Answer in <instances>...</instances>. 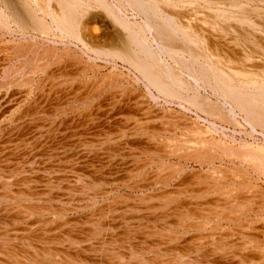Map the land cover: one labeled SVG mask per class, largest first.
Listing matches in <instances>:
<instances>
[{
    "label": "bare ground",
    "instance_id": "obj_1",
    "mask_svg": "<svg viewBox=\"0 0 264 264\" xmlns=\"http://www.w3.org/2000/svg\"><path fill=\"white\" fill-rule=\"evenodd\" d=\"M254 1L264 2V0H240L238 2L236 0H0V28H7L8 26L11 27V25H9V22L11 19L12 21H14L13 23L17 24V26H18L17 29L19 28L20 31H27V30L29 31V29H30L34 32L36 31V32H40L41 34H46L47 37L50 35L53 36L54 33L60 34L63 37H68L69 40L76 41V42L81 43L83 45V49H84L83 51L85 52V54L86 55L89 54L91 56L90 60H91V58L95 59L92 57V54H91V53H95V55L97 57H100L101 59L105 58V59L115 60V61L121 60V61H124L127 64H129V67L130 66L133 67L135 69L137 75H138V76H135V79L145 86L147 93L149 94V96H151V98L153 96H156V95H154V93H152V91L155 90L157 92V95H159V96H165L166 98L171 99V100L172 99H178V98L180 101L185 100L187 102V104L188 103L190 104L191 107L195 106L197 109H199L203 113L207 114V117H210L212 119L213 123H215L214 124L215 126L219 122H226V124L229 121L233 122L234 121L233 113L237 110L240 113H242L244 115V117H246L247 121L251 125L256 127V125H259V126L263 125L264 126V63L255 62L254 60H252V57L257 56L258 58H261L264 60V37L262 36L263 32L262 33H260L261 31L259 32V29L264 31L263 30L264 24H261V23L257 22L255 19H252V18H249L248 16H246L247 12L250 11L249 9H250L251 3ZM125 3L132 5L134 7L133 9H135L136 12H139L140 14L145 16L146 21L143 25L137 24L138 22L137 23L129 22L127 19H125L121 16V14H120L121 9L119 7L123 8V5ZM218 5H219V7H218ZM221 5H223V6L220 7ZM252 9H254V8H252ZM252 12H255V11H252ZM256 12H260V11H256ZM234 13H240L242 15V17L237 18L234 15ZM102 15H105L108 19H111V21L116 23L121 28V30L119 29V31H118L114 28L112 30V32L109 31L108 33H102L101 30H103L105 27H107L106 21L101 17ZM99 16L101 19H98ZM262 23H264V22H262ZM111 24H113V23H111ZM260 27H262V28H260ZM0 30H2V29H0ZM147 33H152L155 36L152 38L153 40L151 39V37L149 39V37L147 36ZM63 37L60 39H62V40L65 39ZM29 43L19 44V46H16L15 48H13L14 51L9 56L10 57L13 56V58H17V59L19 58L20 59V57H22L23 52H25V53L30 52L31 53L32 48H33V45H32L33 42L31 45ZM36 43H38V42H36ZM74 44H75V42H74ZM42 45H44V44H42ZM6 46H8V45H6ZM38 46H39V44H38ZM241 46L247 48L250 51L249 52L250 54L244 53L245 51H244V49H242ZM35 47H37V46H35ZM44 47H45V45H44ZM38 48L43 49L41 47H38ZM48 48H47V50H46V48H44L45 51L43 50L44 51L43 54H40L41 51L38 54L36 52L37 49L34 50L35 52H33V53L35 56L34 55L33 56L35 58H37L41 63L37 64L34 62L35 65L31 66L30 70L28 69L29 72H27V73L31 74V79H34L35 77H42V75L47 73L46 67L50 65V59H51L50 57L54 53L57 52V48H54V47H50L49 49ZM3 49H4V47H3ZM72 51H73V49H72ZM44 55L46 57L45 61L43 59ZM23 56H24V54H23ZM63 57L64 56L62 55L59 58L55 59L54 65H56L57 63H59L62 60L64 61L65 58H63ZM80 57H82V56L80 55ZM100 58H99V61H100ZM28 60L29 59H27V63H28ZM32 61H33V59H32ZM76 61H77V58H76ZM97 61H98V59H97ZM24 63H26V62H24ZM31 64H32V62H31ZM17 66H19V65H17ZM19 68L20 67H18V69ZM22 68H23V66H22ZM22 70L23 69H21V72H22ZM84 71L85 72L87 71L86 67H85V69H83V71H81L79 74H77L78 77H80L81 75L84 76V74H85ZM94 71H95V69H94ZM82 72H84V73L81 74ZM88 72H92L91 74H93V78L90 79L89 81L94 80L96 77V73H94L92 71V69H91V71L89 70ZM58 73H59V71H58ZM115 74H117V72H115ZM17 75H20V74H17ZM124 75H126V74H124ZM185 75H187V77H188V75L190 77H192V79H193L192 82L195 81L197 83L200 81H207L209 84L212 85V87L218 89V91L221 94L228 96L229 106L231 107V110H228L222 106H218L217 103L216 104L213 103L214 101L211 102L206 98L200 97V95H198V94H195L193 96L190 95V97L188 96V97L183 99L182 98V95H183L182 92L184 90H187V88L189 87L188 84L186 83L187 80H186ZM71 78H74V77L71 76ZM84 78H86V77H84ZM190 80H191V78H190ZM115 82H117V81H115ZM195 82H194V84H195ZM32 83H33L32 80H27L25 82V85H30L32 87V86H34L35 82L33 84ZM109 83H110V80H109ZM19 84H17V85H19ZM44 84L45 83L42 81L39 83L38 86L36 85L37 87L35 86L36 88L32 87L30 90V96H32V94L35 93L36 91L37 92H39V91L43 92L44 87H45ZM86 84H87V82H86ZM103 85H104V81L101 83L98 81L94 84L93 88H95L96 91L97 90L101 91L103 88ZM190 88H193V87H190ZM77 90H79V89H77ZM141 92H143V91H141ZM135 96L139 97L141 95L136 94ZM135 96H133V97H135ZM86 97H87V95H86ZM91 97H89V98H91ZM56 98H58V97H56ZM75 98H76V96H75ZM115 98H116V96H115ZM153 98H156V97H153ZM48 100H51V99H48ZM135 100H137V99H135ZM97 102H99V101H97ZM25 103H28V101ZM114 103L115 102H113V105H114ZM137 103H139V102H137ZM226 103H227V101H226ZM128 107H129V105H128ZM131 108H133V107H131ZM131 108L129 107V109H131ZM197 109H196V111H197ZM125 111L127 112L126 109H125ZM35 113H37V112H35ZM141 115H139V113H133V114L128 113L125 117L124 124L126 126H130V127H138V126H142V125L144 126L145 122H143V118L145 117L144 116L145 114H141ZM181 115L182 114L179 115V118H181L180 117ZM173 118H175V117H173ZM183 118L185 119L184 116L182 117V119ZM162 120H165V118L163 117ZM190 120H191V118H190ZM68 122H70V121H68ZM84 123H85V121H84ZM178 123H180V122H178ZM171 124H172V122H171ZM173 124H174V121H173ZM121 126H123V125H121ZM177 126H178V129H182V128H180V127H182V125L180 127H179V125H177ZM237 126H239V125H237ZM173 127H175V126H173ZM189 127H190V125H189ZM144 128H142V129H144ZM163 128H165L166 130ZM163 128H161V129H163V132H165V134L166 133L171 134L173 132H176L175 129L173 130L170 127L167 128V127L163 126ZM190 128H192V127H190ZM217 128L214 130H217ZM156 130L157 129L155 127L148 128V129H146L145 135H149L151 132H152L151 133V135H152L156 132ZM189 131L190 130H187L185 132L189 133L188 135H191L190 134L191 132H189ZM210 132L211 131L208 128L199 127L194 131V133H192L195 135L194 139L182 140V139H177V138H173V137L172 138L168 137L165 139V142L160 141L162 143H158V144H156V146L155 145L153 146V144H152V141L154 140V135H155L154 134L153 136H150L149 138H147V140L145 141L146 143H144L145 147L143 149L144 154L142 157H144V155L147 154V155H150L154 159V161L147 162L145 165H143L141 168H139V170H137L139 173H141L142 171H146V170H152L150 172L153 173V175H152L153 177L151 179L149 178L150 181L145 182V184L143 185L144 188L146 187V189L148 190L149 188L154 189V188H158V187H162V186L168 187L171 183L175 182L176 180H180L181 181L180 185L184 184L185 189H187L188 193H186V191H185V193L187 195L190 194V196H191L194 192L197 193L196 194L197 198L190 199L189 202H187L188 200L180 202V204H182V203L185 204V207H184V205H179V199L184 195L183 193L170 194V192L169 193L168 192H166V193L160 192L161 193L160 197L155 196L157 202L159 201V203L161 204V205H158L159 207H156V208L157 209L163 208V210H165V214H166V215L159 216L160 220L167 222V224L165 223L166 226L162 227V230L156 229L153 233L154 236L162 235L161 234L162 231L167 229L168 226H171L174 230H173V232H171V233H173L172 235L165 234L166 237L168 236V238H167L168 242L167 243H171V242L173 243L174 241H176L177 237L181 240L184 237L185 238L188 237V235H190L192 233H196V234H195V236L193 234V236H194L193 238L186 239L184 241V243H182V241H181L178 243L179 245L177 244L178 246L173 247L172 252L175 251V255L182 256L184 263L180 262L176 258H169L168 259L166 257L165 258L160 257L161 258V260H160V258L157 257V259L151 260L150 261L151 263L149 262L148 264H194V263L195 264H264V224L261 227H256L254 225V223L256 221L261 219V218L258 219L259 216L264 217V205L259 209L251 210L249 215H255L257 220H249L248 219L245 224H242V226H239V230L235 234L233 233L234 231L232 230V228L228 229V230L222 228L224 226L223 223H225V225L229 226L234 222V220L240 219L242 215L240 216V218L237 219L236 213L239 210H245V208L247 206L251 205L250 204L251 202L256 201L255 197L257 195L255 196V192H254V189H256V186H255L256 184L253 187H248L247 185L246 186H244V185L238 186V185H236V182H235V184H233V185H226L225 186L224 185L225 180H223V179L227 178L229 174L227 173V170L223 168L222 165L217 164V161L221 160L224 157L227 158V157L231 156L230 158H232L233 156L236 157L239 155L241 157L240 159H242L241 162L246 163L247 165H250V167L253 166L258 171L257 173H259V174L261 173V175H264V145L263 146H254V147L252 146V147H250V146L244 144L243 145L244 147L242 148V150H238V149H240L239 148L240 146L236 148L235 146L228 144L229 142L226 143V142H222L221 140L215 141L214 139L209 138ZM112 135H113V133H111V134L109 133L107 136L110 137ZM248 136H250V135H248ZM18 137H20V136H18ZM114 137H116V135ZM162 138H163V135H162ZM114 139L115 138H113V136H112L108 140L114 141ZM11 142L13 144L11 143V145L8 147V150L9 149L13 150L15 148H18L19 144H17V142L16 143L13 141H11ZM126 142H128V141H126ZM41 149H43V148H41ZM37 150L38 149H36V151ZM30 153H32V150L30 151ZM9 154H11L10 151H9ZM26 155H27V152H26ZM33 155H35V154L33 153ZM6 158L7 159L6 160L3 159V161L8 163L7 165H10V164L12 165L14 163V162L13 163L11 162V161H14L13 159L10 158V160H9L8 156H6ZM147 159H148V157H147ZM236 159H237V157H236ZM93 160H94V158H93ZM231 161H232V159H231ZM42 162H43V160H42ZM156 162H158L157 165H156ZM18 163H19V161H18ZM191 163L199 164V165L203 166L204 168H206L207 174L205 176H202V174H199V176H194L193 180H189V181L186 179L183 180L184 179L183 175L186 173L185 171L187 169V165H189ZM239 163H240V161H239ZM21 164H23V163H21ZM41 164H44V163H41ZM47 165H49V164H47ZM4 166H5V164H4ZM53 166H56V165H53ZM23 167H24L23 165H20L15 169L13 168L14 171H12V172H14V175L11 177H8L7 180L3 179L2 178L3 176L0 177V190L2 189V191H3V195H1V196L4 199H6L8 201L11 200L12 203H13V201L14 202L15 201H17V202L18 201H21V202H24V201H32L33 202V201H35L37 203L36 206L30 205L31 208L30 207H27V208L23 207L24 210L20 209L22 207L18 204L19 210L21 212H19V214L17 213V217H15V218H13L14 215L12 216L11 220H14L13 225L21 224V222H23L25 219L27 220V219L32 218V217H38L39 219L37 221L43 219L44 217H50V216H57L59 219L62 218V216L64 214V212L62 211L63 209L56 208L57 206H55V207L41 206V204H39L43 200H47L48 202L49 201L52 202V200L56 199V197L49 196L47 199L42 197L44 195H41L38 197L37 195H34L37 193H35V191L33 189H27L28 187L29 188L31 187L32 183H38L37 181L32 180V177H30V176H32V174L29 175L28 178L21 180L20 185H19V187H22L21 190H19L18 192H15L14 190H12V187H14V182L11 178H18V176L21 175V172H24ZM40 167H41V165H40ZM79 167H80V165H79ZM135 168H137V167H135ZM48 169H51V168H48ZM222 169L224 171H222ZM62 172L64 173V171H62ZM197 172H199V171H197ZM35 173H38V172H35ZM195 173H196V171H195ZM245 173H247V172H245ZM97 174H95V175H97ZM231 175L235 176V178L233 177L235 180L240 178L236 173H230V176ZM61 178L58 177L59 180L57 182L61 183L62 182ZM185 178H187V177H185ZM220 178L222 181H220ZM67 179H65V180H67ZM230 179H232V178H230ZM14 180H16L15 182L17 183L18 180L17 179H14ZM63 180H64V178H63ZM1 181H3L4 183ZM45 181H47V179ZM130 181H132V180H130ZM240 181H242V179ZM85 182H83L82 186L79 188V191H81L83 193H86L88 191L87 183H85ZM103 182L101 181L98 185L102 187L105 184ZM79 183H81V182H79ZM50 184H53V181ZM54 184H56V183H54ZM189 185H193V186H189ZM79 186H80V184H79ZM74 187H75V185H74ZM131 187H133V186L131 185ZM193 187H199L200 189L197 190V189H194ZM257 188H260V187L258 186ZM98 189H99V187H98ZM24 190H25V192H23ZM71 190H72V188H71ZM262 190H263V188H262ZM170 191H172V189ZM244 191L248 192L250 198H247L248 200H246L244 202L239 201L238 194L241 192H244ZM256 191H257V189H256ZM97 192H98L97 194H99V196H109L110 194L113 193V191H107L106 188H104V190L99 189V191H97ZM259 192H260V189H259ZM160 193H159V195H160ZM63 194L64 193H62V195ZM193 195H195V194H193ZM55 196H56V194H55ZM243 197H245V196H243ZM198 198H199V201H198ZM257 198H258V196H257ZM71 199L72 198H70V200ZM193 200L198 201V203L195 204V202H193ZM66 201H67V199H66ZM89 203H91V202H89ZM109 203H111V202L109 201ZM115 203H117V202H114V204ZM193 203L195 206H193V209H192L191 207H192ZM151 204H154V203H151ZM170 204L175 205L174 206L175 211H173L172 214H169L173 210V209L170 210L171 209V208H169ZM118 206H117V208H118ZM149 206L151 207V205H149ZM68 207H69V205H68ZM68 207H67V209H68ZM8 208H6V209H8ZM86 208H88V207H86ZM108 208H110V207L108 206ZM168 208L170 211L169 210L166 211ZM111 209H112V207H111ZM9 210H11V209H9ZM71 210H73V209H71ZM133 210L136 211L135 208H133ZM99 213H100V211H99ZM142 214L143 213H141L140 215H142ZM5 216H6V214H5ZM85 217H87V215H85ZM95 217L96 218H94V216H93L94 219L90 221L91 225H93L95 222L99 224L100 221L105 220V218H104L105 214H103V212L100 213L98 217L97 216H95ZM107 218H109V216ZM107 218H106V220H107ZM110 219H112V218H110ZM116 219H118V218H116ZM116 219H114V220H116ZM154 219L156 221L158 218L157 219L154 218ZM170 219H172V220L170 221ZM73 220H75V219H73ZM37 221L31 222L29 224V227H27V228H29L27 230H26V228L23 230H16L17 228L15 227V231L14 230L12 231L13 235H12L11 231H9V230L4 231V232L1 231V233H0V260L6 261V263H4V264H51L52 261L51 262L48 261L51 258H59V259L64 258V260L67 261L66 264H73L74 262H76L78 257H74V256L69 255L70 253L69 254L66 253L67 251H69L68 248L66 250L58 248L59 249L58 250L55 247L47 245V244H52V243H51V241L49 242V236H46L47 234H44L45 228H40L38 225L39 222H37ZM79 221H81V220H78V222ZM63 222H65V224H67L66 220ZM0 223H2V221ZM98 224H94V226H96L95 228H97ZM260 224H262V223H260ZM48 225H49V223H47L46 226H48ZM83 225H85V224H83ZM106 225H107V223H106ZM116 225H117V223H116ZM138 226H140V225H138ZM0 227H1V225H0ZM71 227H73V225ZM151 227H147V228H151ZM49 228H51V227L47 228L48 231L53 232L52 231L53 228L51 231L49 230ZM142 229H144V228H142ZM77 231H78V229H77ZM87 231L85 233H87ZM223 231H227V232H225V235H223V234L221 235V233ZM21 232L23 233L24 237L20 239L19 233H21ZM123 232H124V230H123ZM141 232H144V231H141ZM164 232L165 231H163V234H164ZM205 232H207V233H205ZM95 233H97V230L95 231ZM103 234H105V233H103ZM109 234H110V232H109ZM140 234H142V233H140ZM236 234H240L241 240L238 239V241H237L235 239L236 242L234 243V242H232L233 240L230 238L237 237ZM74 235H76V234H74ZM79 235H81V234H79ZM149 235L150 234H148L147 236H149ZM140 237H141V235H140ZM75 238L76 237H74V239ZM66 239H67V242L70 243L69 247L73 246V244L75 245L78 243L77 240H73V239H71V237L67 236ZM138 239H140V238H138ZM19 240L23 241L25 248H30V252L26 249L22 253H21V251L18 252L19 249H18V247L17 248L15 247V244H16L15 241H19ZM52 240H54V239H52ZM100 240H101V238H100ZM111 240L112 239H110L106 244L111 245ZM116 240H117V238H116ZM230 240H232V241H230ZM79 241H80V238H79ZM84 241H85V239H84ZM125 241L126 240L123 241V245L125 244ZM128 242L130 243V241H128ZM154 242L157 243V241H154ZM139 243H140V241H139ZM180 243H182V244H180ZM28 244L30 246H28ZM55 244L61 245L60 242L55 243ZM150 245H152V244H150ZM172 245L173 244H171L170 246H172ZM210 245L213 247L212 249H214V252L213 251L212 252L210 251V252L213 253V255H216L218 257L215 258L211 255H207L206 253H204V252H206V248ZM83 246H86V245H83ZM62 247L64 248V246H62ZM121 247L122 246H120V248ZM154 247H156V248L154 249ZM161 248H162V246H161ZM170 248H172V247H170ZM170 248L168 250L169 252H170ZM157 249H158V244L155 246L154 245L147 246L146 250L148 252H153L154 250H157ZM60 250H64V251H60ZM190 250L196 251V252H202V254H201L202 260L201 261L197 260V262H196V260H192V262H191V259H190L191 255L188 254V253H190ZM231 250H233V251H231ZM87 251H88V249H87ZM108 251L110 253L114 252V251H111L110 249ZM240 251L241 252L243 251L244 253L252 252V255L248 256L245 254L242 255V253L238 254V252H240ZM163 252H164V250H163ZM65 254H67L66 256H68L69 259H65ZM122 255L123 254L119 255L118 253H116V256L114 258L116 259V261H117V258H119V260L122 261L123 260ZM126 255L128 257V254H126ZM82 256H83V254H82ZM106 256H108V255H106ZM3 258H5V259H3ZM195 259H197V258H195ZM88 260H90V259H88ZM158 260H159V262H158ZM124 262H119V264H125ZM62 263H64V262L62 261ZM0 264H1V262H0ZM111 264H112V262H111ZM131 264H133V263H131Z\"/></svg>",
    "mask_w": 264,
    "mask_h": 264
},
{
    "label": "rangeland",
    "instance_id": "obj_2",
    "mask_svg": "<svg viewBox=\"0 0 264 264\" xmlns=\"http://www.w3.org/2000/svg\"><path fill=\"white\" fill-rule=\"evenodd\" d=\"M236 1L238 2L240 0H236ZM127 4L128 3H125L123 5V8L119 7L121 9V11H120L121 16L123 18L127 19L129 22H132V23L138 22L137 24L143 25L146 21L145 16H143L139 12H136V10L133 9L134 7L132 5H130V4L127 5ZM222 6L223 5H221L220 7H222ZM218 7H219V5H218ZM252 8H254V9H252ZM249 10L250 11L247 12L246 16H248L249 18L255 19L257 22H259L261 24H264V23H262V22H264V2H260V1L259 2L258 1L252 2ZM252 11H255V12H252ZM256 11H260V12H256ZM234 15L237 18L242 17V15L240 13H234ZM101 17L107 23V25H106L107 27H105L104 29L102 28L103 29V30H101L102 33H108L109 31L112 32V30L114 28L118 31H119V29L121 30V28L116 23L111 21V19H108L105 15H102ZM98 19H101L100 16L98 17ZM13 22L14 21H12L10 19L9 25H11V27L8 26L7 28H0L3 30V31L0 30V52H1L0 53V167H1L0 168V177L3 176L2 178L7 180L8 177H11L14 175V172H12V171H14L15 168H17L20 165H23L24 166L23 167L24 172H21V175L18 176L19 179L18 178H11L14 182V187H12V190H14L15 192H18L19 190H21L22 187H19L21 180L28 178L29 175L32 174V176H30V177H32V180L37 181L38 183H32L31 187L30 188L28 187L27 189H33L35 191V193H37L34 195H37L38 197L41 195H44L42 197H44L46 199L49 196L56 197V199H53L52 202H50V201L48 202L47 200H43L39 204H41V206H51V207L57 206L56 208L63 209L62 211L64 212V214H63L62 218H60V219L57 216H50V217H44V218L42 217L46 221L45 222L43 219L37 221L39 219L38 217H32V218H29L27 220L25 219L23 222H21V224L13 225L14 220H11L12 216L14 215L13 218H15V217H17V213L19 214V212H21L19 210V205L22 207L20 209L24 210L25 207L31 208V206H36L37 203L35 201H33V202L32 201H24V202H21V201H18V202L15 201L14 202L13 201V203H12L11 200L8 201L1 196V195H3V191L1 189L0 190V213H1L0 214V222L2 221V223H0V225L3 229L0 227V233H1V231L4 232L7 230L11 231V233H12L13 230L15 231V227L17 228L16 230H23L25 228L27 230V229H29L27 227H29V224L31 222L37 221V222H39L38 225L40 228H45L44 234H47L46 236H49V242L51 241V243H52V244H47V245L48 246L50 245V246L55 247L57 249L59 248V249L66 250L68 248L69 251H67L66 253H68V254L70 253L69 255L74 256V257H78L77 261L74 262L75 264H102V263L103 264H111V262H112V264H117V263L119 264V262H124V261H125L124 262L125 264H131V263H133V264H148L151 260L157 259V257H159V258L160 257L161 258L166 257L168 259L169 258H176L180 262L184 263L182 256L175 255V251H173L174 253L172 252L173 247L178 246L179 245L178 243L181 241H182V243H184V241L186 239L193 238L196 233H192V234L188 235V237H186V238L184 237L181 240L177 237L176 241H174L173 243L172 242L167 243L168 242L167 241L168 236L166 237L165 234L172 235L173 233H171V232H173V230H174L171 226H168L167 229L163 230V231H165L164 234L162 231V233H161L162 235L154 236L153 233L156 229L162 230V227H165L167 224V222L160 220L159 216L166 215V214H165V210H163V208H161V209L156 208V207H159L158 205H161V204L159 203V201L157 202L155 196L160 197L162 192H164V193L170 192V194L183 193L184 195L179 199V205H184V207H185V204H183V203L180 204V202L187 201V200H188L187 202H189L190 199L197 198V195H196L197 193L194 192L193 194H195V195L192 194L191 196H190V194L187 195L186 194V193H188L187 189H185L184 184L180 185V183H181L180 180H176L175 182L171 183L168 187L162 186V187H158V188H154V189L149 188L150 190L149 189L147 190L146 187L144 188L143 185L145 184V182L150 181V179L153 177L152 176L153 173L150 172L152 170L142 171L141 173H139L137 170H139V168H141L147 162L154 161V159L150 155L145 154L144 157H142L144 154L143 149L145 147V145H144V143H146L145 141L147 140V138H149L150 136H153L154 134H155L154 140L152 141L153 146L154 145L156 146V144H158V143H162L160 141L165 142V139L168 137L169 138L173 137V138L182 139V140H190V139L195 138V135L192 133H194V131L197 128L203 127V128H208L211 131L209 133V138L214 139L215 141L221 140L222 142H226V143L229 142L228 144H231V145L235 146L236 148L240 146L239 147L240 149H238V150H242V148L244 147L243 146L244 144H246L250 147H252V146L253 147L254 146H263L264 145V126L263 125H260V126L256 125V127H255V126L251 125L247 121L246 117H244V115L237 110L233 113V118H234L233 122L229 121V122H227V124H226V122H219L215 126L214 125L215 123H213V121L210 117H207V114L203 113L202 111L197 109L195 106L191 107L190 104L189 103L187 104V102L185 100L180 101L179 98L171 100V99L166 98L165 96L157 95V92L155 90H153L152 93H154V95H156V96H153L156 98H153V97L151 98V96H149V94L147 93L145 86L135 79V76H138L135 69L131 66L129 67V64H127L126 62L121 61V60H119V61L109 60V59H105V58L101 59L100 57H97L95 55V53H91L92 57L95 59L91 58V60H90L91 56L89 54L88 55L85 54V52L83 51L84 50L83 45L81 43L69 40L68 37H63L62 35L55 34V33L53 34V36L50 35L47 37L46 34H41L40 32H36V31L34 32L30 29H29V31L28 30L27 31H20L19 28L17 29V27H18L17 24L13 23ZM111 23H113V24H111ZM260 28H262V27H260ZM259 32L260 33L263 32L262 36L264 37V31L259 29ZM147 36L149 37V39H150V37H151V39L153 37H155L152 33H147ZM62 37L65 39H63V40L60 39ZM32 42H33V44H32ZM36 42H38V43H36ZM74 42H75V44H74ZM24 43H29L30 45L31 44L33 45L31 53L30 52H26V53L23 52L22 57H20V59L19 58L18 59L13 58V56H11V57L9 56L14 51L13 48H15L16 46H19V44H24ZM38 44H39V46H38ZM42 44H44L45 47ZM6 45H8V46H6ZM35 46H37V47H35ZM3 47H4V49H3ZM38 47H41L43 49H40ZM48 47L49 48L50 47L57 48V52L54 53L50 57L51 58L50 59V65L46 67L47 73L42 75V77H35L34 79H31V74L27 73V72H29L31 66L35 65V63H37V64L41 63L37 58L34 57L35 56L33 53V52H35L34 50L37 49L38 51L36 50V52L38 54L40 51H41L40 54H43L45 51L44 48H46V50H47ZM241 47H242V49H244V51H245L244 53L250 54L249 53L250 51L247 48H245L243 46H241ZM72 49L74 52L72 51ZM23 54H24V56H23ZM45 55L43 57L44 61L46 59ZM62 55L64 56L63 58H65L64 61L62 60L59 63H57L56 65H54V62H55L54 60L59 58ZM80 55L82 57H80ZM75 57L77 58V61H76ZM26 58L29 59L28 63H27ZM99 58H100V61H99ZM32 59H33V61H32ZM97 59H98V61H97ZM252 60H254L255 62L264 63V60L261 58H258L257 56H253ZM24 62H26V63H24ZM31 62H32V64H31ZM17 65H19V66H17ZM22 66H23V68H22ZM18 67H20V68L18 69ZM85 67H86L87 71L86 72L84 71L85 72L84 76L81 75L80 77H78L77 74H79L81 71H83V69H85ZM21 69H23L22 72H21ZM91 69L94 73H96V77L94 80L89 81L90 79L93 78V74H91L92 72H88L89 70L91 71ZM94 69H95V71H94ZM58 71H59V73H58ZM84 72H82L81 74H83ZM115 72H117V74H115ZM123 73L126 75H124ZM17 74H20V75H17ZM71 76L74 78H71ZM185 76H186V80H187L186 83L188 84L189 87L187 88V90H184L182 92V94H183L182 98L183 99L188 97V96L190 97V95L193 96L195 94H198V95H200V97L206 98L211 102L214 101L213 103H215V104L217 103L218 106H222L228 110H231V107L229 106L228 96L221 94L218 91V89L212 87V85L209 84L207 81H200L197 83L194 81L195 82V84H194V82H192L193 81L192 77H190L189 75H188V77H187V75H185ZM84 77H86V78H84ZM190 78H191V80H190ZM40 79L45 83L44 84L45 85V87H44L45 92L44 91L43 92H41V91L37 92L36 91L35 92L36 94L33 93L32 96H30L31 88L32 87L36 88L39 85V83L42 82ZM108 79L110 80V83H109ZM27 80H32L33 83L35 82L34 86L31 87L30 85H25V82ZM84 80L87 82V84ZM98 81L100 83L104 81V85H103V88L101 91L100 90L96 91V89L93 88L94 84ZM115 81H117V82H115ZM17 84H19V85H17ZM190 87H193V88H190ZM77 89H79V90H77ZM141 91H143V92H141ZM136 94L141 95V96H139V97L135 96ZM86 95H87V97H86ZM114 95L116 96V98ZM75 96H76V98H75ZM133 96H135V97H133ZM56 97H58V98H56ZM89 97H91V98H89ZM48 99H51V100H48ZM135 99H137V100H135ZM27 101H28V103H25ZM97 101H99V102H97ZM112 101L115 102L114 105H113ZM226 101H227V103H226ZM137 102H139V103H137ZM128 105L130 108L131 107H133V108L129 109ZM185 108L186 109L188 108L189 110L188 109L186 110ZM125 109L127 110V112L125 111ZM196 109H197V111H196ZM34 111L37 113H35ZM128 113H130V114L131 113L132 114L133 113H139V115L145 114L144 115L145 117L143 118V122H145L144 126L143 125L138 126V127L126 126L124 124V121H125V117ZM180 114H182L180 116L181 118H179ZM183 116L185 117V119L184 118L182 119ZM163 117L165 118V120H162ZM173 117H175V118H173ZM190 118H191V120H190ZM68 121H70V122H68ZM84 121H85V123H84ZM170 121L172 122V124ZM173 121H174V124H173ZM178 122H180V123H178ZM180 124L182 125V127H180L181 126ZM121 125H123V126H121ZM177 125H179V127L182 129H178ZM189 125L192 128H190ZM237 125H239V126H237ZM163 126L167 127V128L170 127L173 130L175 129L176 132H173L171 134L170 133L165 134V132H163V129H165V128H163ZM173 126H175V127H173ZM152 127H155L157 129L156 132L152 135H151L152 132L149 135H145L146 129L152 128ZM142 128H144V129H142ZM161 128H163V129H161ZM216 128H217V130H214ZM187 130H190L189 132H191L190 133L191 135H188L189 133L185 132ZM109 133L110 134L113 133L112 136H113V138H115L114 141L108 140L112 137V136H110V137L107 136ZM115 135H116V137H114ZM162 135H163L164 139L162 138ZM248 135H250V136H248ZM18 136H20V137H18ZM11 141H13L15 143L17 142V144H19L18 148L13 149L14 151L11 149L8 150V147L12 143ZM126 141H128V142H126ZM41 148H43V149H41ZM36 149H38V150L36 151ZM29 150L30 151L32 150V153H30ZM9 151L11 154H9ZM26 152H27V155H26ZM33 153L35 155H33ZM21 154L22 155L24 154V155L22 156ZM6 156H8L9 160H10V158L14 160V161H11L12 163L14 162L12 165L11 164L7 165L8 163L3 161V159L4 160L7 159ZM147 157H148V159H147ZM230 157L231 156H229L227 158L224 157L221 160L217 161V164L222 165L223 168L226 169L227 173L229 174L227 178L223 179V180H225L224 185L225 186L226 185H233L236 182V185H238V186H243V185L246 186L247 185L248 187H253L256 184L255 186H256L257 191H256V189H254V192H255V196L256 195L258 196V198H257V196L255 197L256 201L251 202L250 203L251 205L247 206L245 208V210H239L236 213L237 219L240 218L241 215L242 216L240 219L234 220V222L231 225H229L230 227L225 225V223H223L224 224V226L222 227L223 229L228 230V229L232 228V230L234 231L233 233L235 234L239 230V226H242V224H245L248 219L249 220H257L255 215H249V213L251 210L259 209L264 205V203H263L264 202V178H263L264 175H261V173L260 174L257 173L258 171L252 165H251L252 167H250V165H247L246 163L241 162L242 159H240L241 157L239 155L236 156L237 159L235 156H233L234 158L233 157L230 158ZM93 158H94V160H93ZM231 159H232V161H231ZM42 160H43V162H42ZM18 161H19V163H18ZM239 161H240V163H239ZM21 163H23V164H21ZM41 163H44V164H41ZM157 163L158 162H156V165H157ZM4 164H5V166H4ZM47 164H49L50 166ZM40 165H41V167H40ZM53 165H56V166H53ZM79 165H80V167H79ZM135 167H137V168H135ZM48 168H51V169H48ZM206 170H207L206 168H204L203 166H201L199 164L191 163V164L187 165V169L185 171L186 173L183 175L184 176L183 180H185V179L188 181L193 180L194 176H199V174H202V176H205L207 174ZM62 171H64V173ZM195 171H196V173H195ZM197 171H199V172H197ZM222 171H224V170L222 169ZM35 172H38V173H35ZM245 172H247V173H245ZM230 173H236L242 179V181H240L241 179L238 177H237L238 179L235 180L234 179L235 176L234 175L230 176ZM95 174H97V175H95ZM44 177L47 179V181H45L46 179ZM58 177L59 178L62 177L61 183L57 182L59 180ZM185 177H187V178H185ZM63 178H64V180H63ZM230 178H232V179H230ZM14 179L18 180L17 183L15 182L16 180H14ZM65 179H67V180H65ZM129 179L132 181H130ZM52 181H53V184H50ZM101 181L102 182L104 181L103 183H105L102 187L98 185ZM220 181H222L221 178H220ZM1 182H3V181H1ZM79 182H81V183H79ZM83 182L87 183L88 191L86 193L79 191V188L82 186ZM54 183H56L57 185ZM79 184H80V186H79ZM74 185H75V187H74ZM131 185L133 187H131ZM189 186H193V185H189ZM258 186L260 188H257ZM98 187L100 190H104V188H106L107 191H113V193L110 194L109 196H99V194H97L98 193L97 191H99ZM71 188H72V190H71ZM193 188L197 189V190L200 189L199 187H193ZM262 188H263V190H262ZM171 189H172V191H170ZM259 189H260V192H259ZM185 191H186V193H185ZM23 192H25V190ZM62 193H64V194L62 195ZM159 193H160V195H159ZM55 194H56V196H55ZM243 196H245L246 198ZM70 198H72V199L70 200ZM238 198H239V201L244 202V201L248 200L247 198H250V197H249L248 192L244 191V192H241L238 194ZM66 199H67V201H66ZM109 201L111 203H109ZM198 201H199V198H198ZM198 201L193 200V202H195V204H197ZM89 202H91V203H89ZM114 202H117V203L114 204ZM151 203H154V204H151ZM68 205H69V207H68ZM149 205H151V207ZM108 206L110 208H108ZM117 206H118V208H117ZM174 206H175L174 204L173 205L170 204L169 208H171L170 210H172V209L173 210L169 214H172L173 211H175ZM193 206H195L194 203L192 204V207H191L192 209H193ZM67 207H68V209H67ZM86 207H88V208H86ZM111 207H112V209H111ZM6 208H8V209H6ZM133 208H135L136 211L133 210ZM169 208L166 211H168ZM9 209H11V210H9ZM71 209H73V210H71ZM99 211H100V213L103 212V214H105V217H104L105 220L108 216H109V218H107L106 221L105 220L100 221L99 224L95 222L94 224H98L97 228H95L96 226H94V224L91 225L90 221L93 220L94 218H96L95 216H97V217L99 216V214H100ZM141 213H143V214L140 215ZM5 214H6V216H5ZM85 215H87V217H85ZM93 216H94V218H93ZM135 216L136 217L138 216V217L136 218ZM110 218H112V219H110ZM116 218H118V219H116ZM154 218H156V219L158 218V219L155 221ZM73 219H75V220H73ZM114 219H116V220H114ZM258 219H260V220L256 221L254 223V225L256 227L263 226L264 217L259 216ZM65 220L67 221L66 222L67 224H65V222H63ZM78 220H81V221L78 222ZM171 220L172 219H170V221ZM47 223H49L48 226H46ZM106 223H107V225H106ZM116 223H117V225H116ZM260 223H262V224H260ZM83 224H85V225H83ZM72 225H73V227H71ZM138 225H140V226H138ZM48 227H51V228H49L50 231L53 228V230H52L53 232H49L47 229ZM147 227H151V228H147ZM142 228H144V229H142ZM77 229L79 232L77 231ZM96 230H97V233H95ZM123 230H124V232L125 231L126 232L124 233ZM86 231L89 235L87 233H85ZM141 231H144V232H141ZM102 232L105 234H103ZM109 232H110V234H109ZM225 232H227V231H223L221 233V235L222 234L225 235ZM140 233H142V234H140ZM205 233H207V232H205ZM74 234H76V235H74ZM79 234H81V235H79ZM84 234L85 235L87 234V235L85 236ZM148 234H150V235L147 236ZM193 234H194V236H193ZM12 235H13V233H12ZM19 235H20V237H19L20 239L24 237L22 232L19 233ZM140 235H141V237H140ZM236 235H237V237L230 238L233 240V241L232 240H230V241L235 243L236 242L235 239L237 241H238V239L241 240L240 234H236ZM67 236L71 237V239H73V240H77L78 243L75 245L73 244V246L69 247L70 243L67 242V239H66ZM74 237H76V238L74 239ZM79 238H80V241H79ZM100 238H101V240H100ZM116 238H117V240H116ZM138 238H140V239H138ZM52 239H54V240H52ZM84 239H85V241H84ZM110 239H112L111 245L106 244ZM124 240H126V241H125V244L123 245ZM128 241H130V243ZM139 241H140V243H139ZM154 241H157V243ZM59 242L61 243V245L55 244V243H59ZM15 243H16L15 247L16 248L18 247V249H19L18 252L21 251V253H22L23 251H25V249L30 252V248H25V245H24L22 240L15 241ZM182 243H180V244H182ZM150 244H152L154 246L158 244V249L154 250L153 252H148L146 249H147V246H152ZM171 244H173V245L170 246ZM83 245H86V246H83ZM28 246H30V245L28 244ZM62 246H64V248ZM120 246H122V247L120 248ZM161 246H162V248H161ZM170 247H172V248H170ZM86 248L88 249V251ZM155 248L156 247H154V249ZM169 248H170V252L168 251ZM212 248L213 247L211 245L208 246L206 248V252H204V253H206L207 255H211L215 258L218 257L216 255H213V253H211L212 251L214 252V249H212ZM107 249L108 250L110 249L111 251H114V252L110 253ZM162 249L164 250V252ZM64 250H60V251H64ZM231 251H233V250H231ZM195 252L196 251L190 250V253H188L189 255H191L190 256L191 262H192V260H196V262H197V260L201 261L202 260V255H201L202 252H196V253ZM116 253H118L119 255L123 254L122 255L123 256L122 261H120L119 258H117V261H116V259L114 258L116 256ZM241 253H242V255L243 254L248 255V256L252 255V252H248V253H244L243 251L238 252V254H241ZM82 254H83V256H82ZM126 254H128V257ZM66 255L67 254H65V259H69V257ZM106 255H108V256H106ZM161 258H160V260H161ZM195 258H197V259H195ZM3 259H5V258H3ZM88 259H90V260H88ZM57 260L58 261L60 260V261L58 262ZM61 260L64 263H62ZM48 261L49 262L52 261L51 264H66V262H67L66 260H64V258H60V259L59 258H51ZM0 262H1V264L6 263V261H4V260H0ZM158 262H159V260H158Z\"/></svg>",
    "mask_w": 264,
    "mask_h": 264
}]
</instances>
